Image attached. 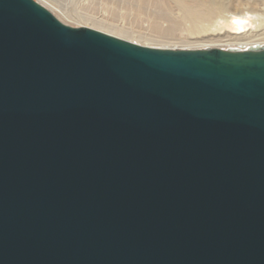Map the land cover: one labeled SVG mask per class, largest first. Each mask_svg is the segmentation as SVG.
<instances>
[{"label": "water", "instance_id": "water-1", "mask_svg": "<svg viewBox=\"0 0 264 264\" xmlns=\"http://www.w3.org/2000/svg\"><path fill=\"white\" fill-rule=\"evenodd\" d=\"M0 264H264V45L144 47L0 0Z\"/></svg>", "mask_w": 264, "mask_h": 264}, {"label": "bare ground", "instance_id": "bare-ground-1", "mask_svg": "<svg viewBox=\"0 0 264 264\" xmlns=\"http://www.w3.org/2000/svg\"><path fill=\"white\" fill-rule=\"evenodd\" d=\"M43 7L54 14L62 23L74 28H89L93 29L126 41H130L137 45L149 47L140 44L133 38H125L122 34L124 29L119 28V32L113 33L102 29L99 26L89 25L82 20H73L72 17L79 18L78 12H68L69 22L66 16H61L55 12L54 7L50 8L40 0H35ZM135 6L143 10L147 8L149 14L147 15L148 24H150L149 33L141 34L134 33L135 36H142L146 38H159L161 40L169 39L178 33H186L188 36H199L203 33L214 32L209 40L217 43L227 40L229 48H238L246 50L250 46L264 45V41L255 42L248 41L242 46H234L238 42L264 36L259 29L264 24V0H131ZM79 10V9H78ZM263 12V13H262ZM66 13V12H65ZM71 13V14H70ZM64 15V14H62ZM68 17V16H67ZM72 18V19H71ZM74 18V19H75ZM76 18V19H77ZM181 26L184 28L182 31ZM215 42V44H216ZM214 43V42H213ZM153 48V47H151ZM222 49L219 45L204 46L196 49ZM162 49V48H159ZM175 50V49H173ZM178 50H185L178 49ZM195 50V49H191Z\"/></svg>", "mask_w": 264, "mask_h": 264}, {"label": "rangeland", "instance_id": "rangeland-1", "mask_svg": "<svg viewBox=\"0 0 264 264\" xmlns=\"http://www.w3.org/2000/svg\"><path fill=\"white\" fill-rule=\"evenodd\" d=\"M45 3L50 8L54 7L55 12L61 16H66L68 20L70 19L68 12H74L79 15V18L72 17L73 20H82L81 22H86L89 25L99 26L102 29L108 30L109 32L116 33L119 32V28L124 29L122 34L125 38H133L144 44L153 48L162 49H196L202 48L204 46L219 45L223 48H229L227 40L217 43L216 41H211L209 38L214 32L203 33L199 36H188L185 32L178 33L177 35L169 39H159V38H146L142 36H135L136 33L148 34L150 24L147 21V15L149 10L144 8L140 10L134 2L131 0H40ZM263 12H264V7ZM79 9V10H78ZM66 12V13H65ZM262 12V13H263ZM64 14V15H62ZM71 14V13H70ZM65 18V17H64ZM71 18V19H72ZM75 18V19H74ZM69 20V22L75 23V21ZM184 27V26H183ZM182 26L181 30L184 31ZM260 33H264L263 27L259 29ZM220 35L221 33L218 32ZM151 34V32L149 33ZM256 40L264 41V36H258L251 38L249 40H244L242 42L236 43V47H240L248 41L255 42ZM216 42V44H215ZM245 42V43H244Z\"/></svg>", "mask_w": 264, "mask_h": 264}]
</instances>
